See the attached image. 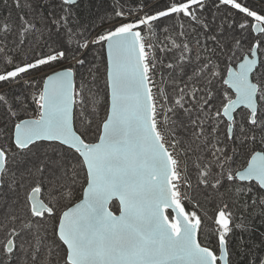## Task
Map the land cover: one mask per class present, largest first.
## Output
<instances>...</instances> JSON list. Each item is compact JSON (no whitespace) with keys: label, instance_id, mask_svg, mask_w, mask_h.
<instances>
[{"label":"snow or ice","instance_id":"snow-or-ice-1","mask_svg":"<svg viewBox=\"0 0 264 264\" xmlns=\"http://www.w3.org/2000/svg\"><path fill=\"white\" fill-rule=\"evenodd\" d=\"M95 8L0 0V264H264V0Z\"/></svg>","mask_w":264,"mask_h":264},{"label":"trees","instance_id":"trees-1","mask_svg":"<svg viewBox=\"0 0 264 264\" xmlns=\"http://www.w3.org/2000/svg\"><path fill=\"white\" fill-rule=\"evenodd\" d=\"M107 4H108V0H96V8L94 9V11L97 14H102L104 9L107 7ZM258 235L259 233H257V236ZM256 243H259V240H256Z\"/></svg>","mask_w":264,"mask_h":264}]
</instances>
